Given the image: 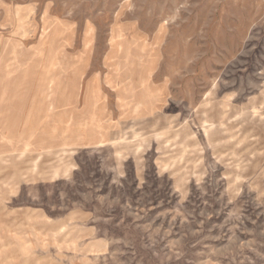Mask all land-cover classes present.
<instances>
[{"label": "rangeland", "instance_id": "rangeland-1", "mask_svg": "<svg viewBox=\"0 0 264 264\" xmlns=\"http://www.w3.org/2000/svg\"><path fill=\"white\" fill-rule=\"evenodd\" d=\"M0 264H264V0H0Z\"/></svg>", "mask_w": 264, "mask_h": 264}]
</instances>
